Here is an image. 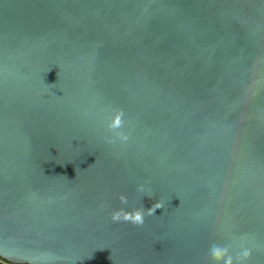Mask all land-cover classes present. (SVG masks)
Listing matches in <instances>:
<instances>
[{
    "label": "water",
    "instance_id": "water-1",
    "mask_svg": "<svg viewBox=\"0 0 264 264\" xmlns=\"http://www.w3.org/2000/svg\"><path fill=\"white\" fill-rule=\"evenodd\" d=\"M214 244L264 264V0H0V257L223 264Z\"/></svg>",
    "mask_w": 264,
    "mask_h": 264
},
{
    "label": "clouds",
    "instance_id": "clouds-1",
    "mask_svg": "<svg viewBox=\"0 0 264 264\" xmlns=\"http://www.w3.org/2000/svg\"><path fill=\"white\" fill-rule=\"evenodd\" d=\"M123 117V111L121 109L115 110L114 114L111 116L110 120L107 123V128L110 131H113L115 136L118 137L121 141H127L128 135L122 131H117L118 129H121L123 126L124 121L122 120ZM109 142L111 143L112 140L109 138ZM138 191L144 192L145 186L144 184L138 185ZM147 196H151V189L149 188L147 191ZM119 200L122 204L128 203V198L126 195L121 194L119 196ZM164 203L161 200H156L155 203L152 204L151 207L145 209L143 205L140 207H134L132 210L128 211L124 208H119L117 210H114L111 213V220L114 222L119 221H125L130 222L133 225L136 226H142L144 223L145 215H153L155 214L157 209L163 208ZM252 255V252L248 248H244L241 252L238 253V255L235 257V259L238 262H242L248 258H250ZM210 256L211 259L221 262L223 261V264H234V257L230 254V246H220L214 244L210 249Z\"/></svg>",
    "mask_w": 264,
    "mask_h": 264
},
{
    "label": "built area",
    "instance_id": "built-area-1",
    "mask_svg": "<svg viewBox=\"0 0 264 264\" xmlns=\"http://www.w3.org/2000/svg\"><path fill=\"white\" fill-rule=\"evenodd\" d=\"M0 263H2V264H15V263H11V262H9V261L1 258V257H0Z\"/></svg>",
    "mask_w": 264,
    "mask_h": 264
},
{
    "label": "trees",
    "instance_id": "trees-1",
    "mask_svg": "<svg viewBox=\"0 0 264 264\" xmlns=\"http://www.w3.org/2000/svg\"><path fill=\"white\" fill-rule=\"evenodd\" d=\"M0 264H2V263H0Z\"/></svg>",
    "mask_w": 264,
    "mask_h": 264
}]
</instances>
